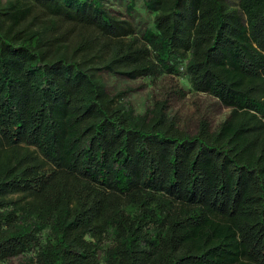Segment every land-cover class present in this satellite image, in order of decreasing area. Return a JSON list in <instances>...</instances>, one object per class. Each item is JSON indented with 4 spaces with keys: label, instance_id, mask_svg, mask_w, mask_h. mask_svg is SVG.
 Listing matches in <instances>:
<instances>
[{
    "label": "trees",
    "instance_id": "16d2710c",
    "mask_svg": "<svg viewBox=\"0 0 264 264\" xmlns=\"http://www.w3.org/2000/svg\"><path fill=\"white\" fill-rule=\"evenodd\" d=\"M0 264H264V0H0Z\"/></svg>",
    "mask_w": 264,
    "mask_h": 264
},
{
    "label": "rangeland",
    "instance_id": "374dc122",
    "mask_svg": "<svg viewBox=\"0 0 264 264\" xmlns=\"http://www.w3.org/2000/svg\"><path fill=\"white\" fill-rule=\"evenodd\" d=\"M103 78L108 91L112 94L117 91L127 90V96L137 111H142L145 104L149 103L150 100L159 93L160 88L163 86L162 80L161 82L152 84L146 83V81L142 78L128 80L123 77L112 76L106 73L103 74ZM179 82L180 84L182 83L186 85L184 77H181ZM194 100H198L201 105H208V103H212L211 107L213 109L210 113L215 122L222 120L228 112L227 109L220 108L214 104L212 100H208L204 94H187L185 98L174 103L173 112L179 116L180 125L189 131H193L196 125L197 114L195 112V106L193 105Z\"/></svg>",
    "mask_w": 264,
    "mask_h": 264
}]
</instances>
